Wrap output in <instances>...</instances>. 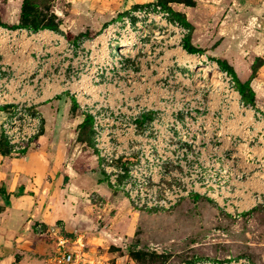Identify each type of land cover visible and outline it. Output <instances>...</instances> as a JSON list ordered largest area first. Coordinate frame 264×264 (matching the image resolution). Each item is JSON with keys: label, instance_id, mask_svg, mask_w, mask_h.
<instances>
[{"label": "crops", "instance_id": "obj_1", "mask_svg": "<svg viewBox=\"0 0 264 264\" xmlns=\"http://www.w3.org/2000/svg\"><path fill=\"white\" fill-rule=\"evenodd\" d=\"M155 1L54 0L52 11L62 19V32L5 27L9 32L0 28V66L10 70L16 83L32 81L33 89L42 83L46 90L58 84L48 76H57L64 61H73L67 53L68 42L79 44L97 59L113 53V49L124 52L141 72L137 82L140 92L149 89L152 101H186L203 117L206 138L219 135L224 149L233 153L237 170L244 175L228 194L234 202L242 203L243 198L250 201L257 192L264 195V0H195V5L169 2L191 29L177 45H170L172 36L167 32L144 38V51L141 44L122 48L119 43L104 41L103 31L113 21L136 5ZM14 2L0 5V20L7 24L21 21L23 0ZM143 28L145 33L151 32L149 25ZM185 44L203 51L190 52ZM207 59L227 61L242 82L251 78L256 105L245 102L241 93L239 100L223 101L220 79L215 71L210 74ZM100 86L93 84L88 92L94 95L92 89ZM94 96L100 98L99 93ZM83 99L84 94L77 97L64 86L40 98L43 131L20 155L12 154L4 144L2 124L10 108L0 105V264H11L20 248L30 251L16 264H47L48 255L55 257L61 244L66 247L69 240V246L72 240L59 234L60 229L65 227L69 236H77L76 231L93 221L98 200L104 204L108 200L109 193H102L101 181L94 192L96 203L85 195L79 180L89 158L99 164L93 134L92 146L80 134V125L87 118L80 105ZM235 139L239 141L236 145ZM37 224L54 230L50 239L36 230ZM113 243L119 242H95L94 250L102 252L84 260L87 264H109L105 260L109 258L114 264H136L128 252L118 255L108 251Z\"/></svg>", "mask_w": 264, "mask_h": 264}, {"label": "built area", "instance_id": "obj_2", "mask_svg": "<svg viewBox=\"0 0 264 264\" xmlns=\"http://www.w3.org/2000/svg\"><path fill=\"white\" fill-rule=\"evenodd\" d=\"M153 17L164 18L175 30L170 45L180 44L190 33L189 26L172 17L168 9L156 2L130 8L105 28L104 36L111 28L112 32L104 41L119 43L125 48L124 43L114 39L132 37L134 20L139 24L143 19L150 21ZM0 28L11 32L1 25ZM139 31L142 32L141 28L134 34ZM144 38L137 36L135 45H145ZM68 52L73 61H64L57 76L50 74L48 77L51 82L56 80L60 86L71 89L77 97L84 94L80 105L91 117L93 147L100 169L111 186L124 193L134 208L170 210L184 199L199 194L214 199L233 216H241L264 203V195L259 192L254 193L250 201L243 198L242 203L234 202L228 194L235 181L244 175L237 170L233 153L224 149L219 135L206 138L203 117L197 115L186 101L165 98L152 101L149 89L140 92L137 82L141 72L124 52L113 49V53L97 59L73 42H68ZM206 63L218 73L219 79L224 78L226 101L239 100L241 95L233 73L215 60L207 59ZM85 77L88 80L86 88L81 87ZM30 82L16 83L10 70L0 66V105L10 108L2 124V133L4 144L14 155L28 150L42 133L44 117L38 108L39 99L51 95L47 93L57 85L45 90L40 83L33 89ZM73 84L80 88H73ZM93 84H102L92 89L94 95L99 93V99L88 92ZM241 106L245 107L246 103L241 101ZM233 143L236 145L239 141L235 139ZM80 244L84 245L83 242ZM61 246L57 258L62 264H80L82 255L79 252ZM188 264L252 263L247 258H240L227 262L195 260Z\"/></svg>", "mask_w": 264, "mask_h": 264}, {"label": "rangeland", "instance_id": "obj_3", "mask_svg": "<svg viewBox=\"0 0 264 264\" xmlns=\"http://www.w3.org/2000/svg\"><path fill=\"white\" fill-rule=\"evenodd\" d=\"M14 1L0 0V5L8 2L15 4ZM30 1L40 6L42 14H52L54 0ZM156 2L159 0L151 3ZM160 4L171 12L172 17L181 21L182 15L179 16L168 8L170 3L167 5ZM11 14L14 16L13 11ZM137 21L134 20L132 25V37L127 36L128 38L122 40L113 39L124 43L126 46H135V42L138 40L136 39L137 36L142 39L153 34L156 36L165 35V32L175 35V30L169 23L165 22L164 18L153 17L150 21L145 18L139 24ZM0 25L11 28L1 20ZM142 25H144L143 27L149 25L151 32L146 31L145 33V28ZM140 28L142 32L139 31L134 34ZM107 32L103 36L105 39L111 35L112 28ZM145 47L146 45H141L143 51ZM129 60L132 61V59ZM213 72L214 70H210V74ZM87 84L88 80L85 77L81 87L86 88ZM220 84L222 99L225 101L227 97L225 96L224 89L226 87L223 77L220 79ZM60 88L59 83L47 95L59 91ZM73 88H80V85L73 84ZM80 126L81 136L87 139L89 146H92L90 122ZM81 159L78 158V164ZM96 162L98 161L95 158H89L86 161L84 170L80 172L79 180L82 181L81 186L86 193L85 195L90 197L93 202L97 200L98 196L94 192H96L99 181H101L104 184L102 190L105 189L102 193H109L107 203L104 204V202H100V199L98 200L100 205L94 206L93 221L86 227L87 229L83 228V230L76 231L77 236H69L71 233L66 231L65 227H62L58 232L72 238L69 246V240L66 242V247L69 250H76L82 255L80 256V264H87V260H84L85 257L88 259L96 257L102 252L94 250L93 246L95 242L101 241L108 244L119 242L117 245L113 243L107 247V250L118 255L121 251L123 253L128 252L129 257H132L136 264H188L195 260L205 259L227 262L240 258H247L252 264H264V203L243 212L241 216H233L214 199L206 195L194 194L170 210H140L132 206L124 193L111 186L101 171L100 165ZM81 166L82 164L79 167ZM38 225L36 230L47 235L46 237L54 232L51 228ZM101 231L102 233H100ZM94 233L101 239H97ZM114 236L117 239H114ZM93 239L94 243H92ZM80 242H83L84 245H81ZM2 247L0 246V252L3 251ZM27 251L30 250L20 248L18 253L14 254L15 259L11 264L19 262ZM57 257L58 254L55 257L48 255L47 264H62ZM2 259L1 256L0 260ZM102 259L104 260V258ZM105 260L109 264H114L112 259L106 258Z\"/></svg>", "mask_w": 264, "mask_h": 264}, {"label": "trees", "instance_id": "obj_4", "mask_svg": "<svg viewBox=\"0 0 264 264\" xmlns=\"http://www.w3.org/2000/svg\"><path fill=\"white\" fill-rule=\"evenodd\" d=\"M183 2L187 5H195L196 1L195 0H159L160 3H163L164 5H167L169 2ZM139 6V5H136ZM135 6V7H136ZM168 8L176 13L177 15L181 16L182 14L180 12L175 11L171 6H168ZM181 21L189 26L190 24L187 22L186 18L182 15ZM7 24V23H5ZM62 24V19L59 18V16L52 12V14H42L40 11V6L37 4L31 2L30 0H23L22 3V12H21V21L18 24H7V26L11 28H17V27H28L34 30H39V29H44V28H49L52 30H55L57 32H62L60 26ZM185 48L189 50L190 52H201L203 51L202 48L199 47H194L191 45H186ZM219 65L223 69H227L230 72L233 73L236 81H237V87L239 92L242 95V98L245 102L250 103L252 105H256V93L253 90L251 86V78L245 82H242L239 80L238 76L236 75V72L228 64L227 61L225 60H218ZM90 122L91 124V117L87 115V118L84 123ZM92 125V124H91ZM92 128V127H91ZM6 147L9 148L7 144H5ZM10 149V148H9Z\"/></svg>", "mask_w": 264, "mask_h": 264}]
</instances>
